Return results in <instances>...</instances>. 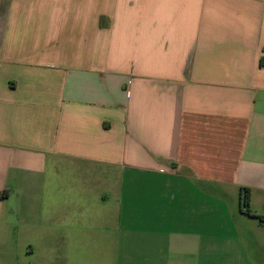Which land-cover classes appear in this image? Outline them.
Returning a JSON list of instances; mask_svg holds the SVG:
<instances>
[{
    "label": "crops",
    "instance_id": "crops-1",
    "mask_svg": "<svg viewBox=\"0 0 264 264\" xmlns=\"http://www.w3.org/2000/svg\"><path fill=\"white\" fill-rule=\"evenodd\" d=\"M64 187L75 264H264V0H0V216Z\"/></svg>",
    "mask_w": 264,
    "mask_h": 264
},
{
    "label": "rangeland",
    "instance_id": "rangeland-1",
    "mask_svg": "<svg viewBox=\"0 0 264 264\" xmlns=\"http://www.w3.org/2000/svg\"><path fill=\"white\" fill-rule=\"evenodd\" d=\"M63 190L65 192L61 196V202L56 205L62 217L51 221L50 226L58 234L52 236L40 234V230L46 228L41 224L43 220L40 218L31 226L24 219V211L28 205L23 197L15 196L3 201L0 216V264H14L15 250L16 262L21 264H75V211L78 208H75V195L67 194L71 190L66 187ZM88 206V203L81 205V210L86 211ZM34 208L38 215L41 209L38 205H34ZM31 247L34 248V253L26 256L25 252Z\"/></svg>",
    "mask_w": 264,
    "mask_h": 264
},
{
    "label": "trees",
    "instance_id": "trees-1",
    "mask_svg": "<svg viewBox=\"0 0 264 264\" xmlns=\"http://www.w3.org/2000/svg\"><path fill=\"white\" fill-rule=\"evenodd\" d=\"M243 196H242V203L243 205L247 206L249 202V189L244 188L243 189Z\"/></svg>",
    "mask_w": 264,
    "mask_h": 264
}]
</instances>
